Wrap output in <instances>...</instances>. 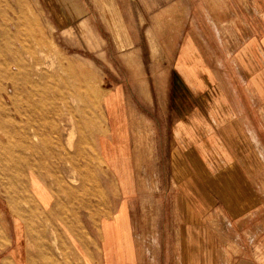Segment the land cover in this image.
Here are the masks:
<instances>
[{"label":"rangeland","instance_id":"rangeland-1","mask_svg":"<svg viewBox=\"0 0 264 264\" xmlns=\"http://www.w3.org/2000/svg\"><path fill=\"white\" fill-rule=\"evenodd\" d=\"M251 1L255 3L256 0ZM79 2L80 0H0V36L17 35L21 42L16 45L18 50L21 51L24 47L29 51L3 59L0 44V133H10L14 143L8 146L5 140L2 142L0 139V248L17 237L13 223L17 219L30 229V234H34L32 237L73 239L76 202V198H73L75 194L71 193L73 188L75 191L79 190L81 205L82 200L86 203V199L81 197L82 192L89 195L93 190L110 193L114 183V203L117 205L119 193L116 181L95 148L96 137L102 131L101 138L110 137L111 119H107L105 111V99L110 94H114L112 106L113 110H117L113 123L116 127L125 126L129 135L127 142L131 147L130 168L136 180L134 186L139 192L155 191L153 176L156 167L164 177L170 174V164L166 160L170 157V144L174 137L172 113L187 110V95H193L189 98L195 110L208 108L210 102L209 110L217 112L216 105L222 98V92L229 91V87L225 86L228 85L230 74L223 64L227 62L231 72L238 75L235 53L247 40L242 37L243 28L247 32L257 29L255 18L248 10L251 5L249 0H129L131 4L126 6L75 7L74 4ZM261 7L264 8V3ZM260 24L262 29L264 23ZM186 48L189 52L188 56L185 54V58L188 57L187 64L195 53L199 58L195 61L197 68L208 67V71L198 72L200 77L204 76L203 72L209 77L208 86L201 85V81L194 87L184 85L183 82L187 79L186 59L185 65L180 66L178 58ZM190 72L189 75L192 73ZM30 78L38 80L40 88L46 92L50 90L53 96L47 106L44 104V120L51 122H47L45 128L50 141L56 142L61 137V144L69 151L68 154L73 152L74 143L79 145L80 155L74 168L80 165V174L86 170L87 172L82 174L83 178L75 176V182L71 172L66 169L64 160L59 159L55 147L52 146L53 151L46 153L38 145V141L32 139V125L28 116L18 117L15 114L16 108L25 107L29 101L26 95L31 88L27 85L23 88L21 84ZM74 82H80V87H74ZM18 95L21 97L18 98ZM16 97L19 101H16ZM54 106L57 116L52 119L55 112L51 116L46 112L51 111ZM71 109L73 112H70ZM3 112L6 113L4 119ZM156 153L161 159L160 163L156 160ZM40 155H43L45 163L41 161ZM71 161H75L74 154L68 157V162ZM37 174L41 175L38 176L42 180L39 182L42 185L46 183L45 189L50 191V206L61 209L63 216L35 215L37 211L34 208L40 204L34 201L36 199L31 193L30 184L31 176ZM148 175L152 176V181L145 183L144 176ZM110 180L114 182L109 183ZM161 188L169 191V183H159V190ZM28 206V212H32L34 216L22 214L24 212L19 210ZM44 216L46 217L43 219ZM68 221H71V225ZM40 257L42 258L35 260H46L44 256Z\"/></svg>","mask_w":264,"mask_h":264},{"label":"crops","instance_id":"crops-1","mask_svg":"<svg viewBox=\"0 0 264 264\" xmlns=\"http://www.w3.org/2000/svg\"><path fill=\"white\" fill-rule=\"evenodd\" d=\"M126 1L80 0L74 6L131 4ZM256 1L249 0L248 10L257 29L243 28L247 40L235 53L238 75L223 64L230 74L225 86L229 91L222 92L218 111L209 110L210 102L208 108L195 110L189 98L193 95H187V110L172 113L174 137L166 160L170 174L164 177L156 167L155 191L139 192L134 186L129 135L125 126L113 123L117 110L110 94L105 99L110 137L101 138L102 131L95 148L116 181L117 205L113 180L110 193L82 192L88 203L82 200L81 205L77 189L73 239L35 238L20 219L14 220L17 237L0 248V264H264V0ZM185 54L188 48L178 58L180 66L186 59L184 85L194 87L201 81L208 86L209 77L198 74L208 67L197 68L195 53L187 64ZM155 157L160 163L157 153ZM144 181H152V176H144ZM159 183H169V191L159 190ZM30 187L40 204L35 215H61ZM40 256L46 260H35Z\"/></svg>","mask_w":264,"mask_h":264},{"label":"bare ground","instance_id":"bare-ground-1","mask_svg":"<svg viewBox=\"0 0 264 264\" xmlns=\"http://www.w3.org/2000/svg\"><path fill=\"white\" fill-rule=\"evenodd\" d=\"M14 24V23H13ZM0 44H1V51H2V56L4 57L3 59H6V58H13V57H15L16 56V54L17 53H20V52H22V53H29V51L25 48L24 49V47H22V49H21V51H19L18 50V48L16 47V45L17 44H19V42H20V39L19 38H17V35H16V37L14 36V37H12V36H10V35H2V36H0ZM21 43V42H20ZM25 44V43H24ZM26 45V44H25ZM18 46V45H17ZM20 46H22L21 44H20ZM15 59V58H14ZM19 59V58H18ZM16 60H17V58H16ZM4 61V60H3ZM17 62V61H16ZM18 62H19V60H18ZM2 63H5V62H2ZM17 64V63H16ZM15 64V65H16ZM14 65V64H13ZM5 66H7V65H5ZM18 66H19V64H18ZM17 67V66H16ZM70 67V66H69ZM3 68V67H2ZM1 68V69H2ZM4 68H6V67H4ZM19 68V67H18ZM17 68V69H18ZM24 68V67H23ZM8 69H9V66H8ZM8 69H6V70H8ZM28 69H31V68H28ZM67 69V68H66ZM4 70V69H3ZM14 70V69H13ZM19 70V69H18ZM32 70V69H31ZM41 70H43V69H41ZM14 71H16V70H14ZM77 73V72H76ZM79 74V73H78ZM20 75V74H19ZM2 76V75H1ZM77 76V75H76ZM81 77V76H80ZM48 78V77H47ZM50 78H51V76H50ZM76 78V77H75ZM54 79H56V78H54ZM79 79V78H78ZM82 79V78H81ZM46 80V79H45ZM57 80V79H56ZM55 80V81H56ZM4 81V80H3ZM47 81V80H46ZM45 81V82H46ZM61 81V80H60ZM48 82V81H47ZM13 83H15V82H13ZM22 86L21 87H26L25 85H27V87L29 86L31 89L28 91V94L26 95V97H28V102H27V100L26 99H23L24 101L26 100V102H27V105L25 106V107H22L21 109H15L16 111H15V114H16V116H18V117H21V116H28V118L30 119V125H32L31 127H32V139L33 140H36V141H38L37 143H38V145H40L44 150H45V152L47 151V152H52L53 151V148H52V146L53 147H55V149H56V153L59 155V159L61 160V161H63L64 160V162H65V166H66V169L68 170V172H71V174L73 175V178L75 177V176H81V178H83V176L85 175V173L87 172V170H86V172L85 173H82V174H84V175H82V174H80V171H79V167H80V165H78L79 167V169L78 168H74V167H76V162L78 161L77 159H78V157H79V155H80V151H79V145H78V143H74L73 145V152H70V154H68L69 153V151L67 152L65 149L66 148H64L63 146V144H61V140H60V138H58V139H56V137H55V139L57 140L56 142H52V141H50V139H49V137H48V135H47V131L45 130V128H46V123L48 122H46L44 119H45V117H44V110H46L44 107H45V105L47 106L48 105V102L49 101H51L50 100V98L52 99V95H51V91L49 90V91H44V90H42L41 88H40V85H39V82H38V80H35V79H26V80H24L23 81V83L21 84ZM47 85H48V83H47ZM72 85L74 86V87H80V85H81V83L80 82H74V83H72ZM83 85V84H82ZM14 86H16V85H14ZM0 87H2V85H0ZM13 87V86H12ZM20 87V86H19ZM20 87V88H21ZM53 87H54V85H53ZM69 88V87H68ZM12 89H14V88H12ZM62 89V88H61ZM67 90V89H66ZM15 92V91H14ZM13 92V93H14ZM72 92V91H71ZM19 93V92H18ZM73 93V92H72ZM16 94V93H15ZM22 95H24V94H22ZM69 95H71V94H69ZM62 96V95H61ZM72 96V95H71ZM19 97H21V96H19L18 95V98ZM35 97H36V100H35ZM73 97H75L74 95H73ZM77 98V97H76ZM78 99V98H77ZM76 99V100H77ZM82 100V99H81ZM81 100H79L80 102H81ZM16 101H19V100H17V97H16ZM22 101V100H21ZM23 102V101H22ZM26 102H24V104L23 105H25V103ZM66 103V102H65ZM68 103V102H67ZM45 104V105H44ZM70 104V103H69ZM16 105V104H15ZM65 105V104H64ZM67 105V104H66ZM17 106V105H16ZM20 106H21V103H20ZM68 106V105H67ZM82 106V105H81ZM79 107V106H78ZM66 108V107H65ZM68 108V107H67ZM66 108V109H67ZM73 108V107H72ZM80 108V107H79ZM78 108V109H79ZM65 109V110H66ZM58 110V109H57ZM69 110V109H68ZM72 110V109H71ZM77 110V109H76ZM75 110V111H76ZM55 112V115H53V118L52 119H54V116H57L56 115V107L54 106L53 107V109L51 110V111H48L47 110V114L49 113V115L51 116L53 113ZM60 112H61V110H60ZM70 112H73V110L72 111H70ZM80 113V112H79ZM5 112H3V114H2V118L4 119V116H5ZM47 114H46V116H47ZM71 114V113H70ZM69 114V115H70ZM78 114V113H77ZM79 115V114H78ZM77 116V115H76ZM8 117H9V115H8ZM9 118H11V117H9ZM47 118V117H46ZM55 119H57L56 117H55ZM73 119V118H72ZM88 119V118H87ZM19 120H21V119H19ZM1 121H3L2 119H1ZM79 121V120H78ZM12 122V121H11ZM55 122V121H54ZM74 122V121H73ZM25 123H26V121H25ZM49 124L51 123V122H48ZM57 123V122H56ZM88 123H90L89 121H88ZM18 124H19V121H18ZM27 124H29V123H27ZM26 124V125H27ZM75 124V123H74ZM79 124V123H78ZM82 124V123H81ZM9 125V124H8ZM10 125H12V124H10ZM52 125H53V123H52ZM6 126H7V124H6ZM28 126V125H27ZM54 126V125H53ZM53 126H52V128H53ZM79 126V125H78ZM77 126V127H78ZM12 127H13V125H12ZM25 127V126H24ZM82 128V126H79V128ZM22 129H23V126L21 127ZM29 129H30V127H29ZM50 129V128H49ZM12 130V129H11ZM31 130V129H30ZM82 130V129H81ZM75 132H76V130H75ZM31 132H29V134H30ZM50 133V132H49ZM25 134H28V133H25ZM25 134H23V135H25ZM28 134V135H29ZM54 134H55V132H54ZM59 134V133H58ZM77 135H78V133H76ZM60 136V135H59ZM30 137V136H29ZM78 138V137H77ZM0 139H1V141L3 142V140H5V142H6V144L9 146H11V145H14V143H13V141H12V139H11V135H10V133H6L5 131H1V133H0ZM54 139V138H53ZM79 139V138H78ZM52 140V139H51ZM31 141V140H30ZM27 143V142H26ZM33 143H34V141H33ZM35 144V143H34ZM27 145V144H26ZM37 145V146H38ZM63 145V146H62ZM81 146H82V144H81ZM31 147V146H30ZM30 147H29V149H30ZM36 150H37V148H36ZM39 150V149H38ZM37 152V151H36ZM46 152V153H47ZM27 154H28V152H26ZM41 153V152H40ZM45 153V154H46ZM48 153V154H49ZM83 153V152H82ZM35 154V153H34ZM42 154V153H41ZM44 154V153H43ZM44 154V155H45ZM75 155V161L72 163V161H71V163L70 162H68V157H69V155L71 156V155ZM36 155V154H35ZM52 155H53V153H52ZM83 155V154H82ZM41 157L43 156V155H40ZM50 156V155H49ZM54 156V155H53ZM3 157V156H2ZM41 157H39V158H41ZM56 157H58V156H56ZM81 157V156H80ZM43 159H44V157H42V160L41 161H43ZM48 159V158H47ZM47 159H45V160H47ZM58 159V161H60ZM51 160V159H50ZM27 162H28V160H27ZM44 162V161H43ZM53 162H55L54 160H53ZM40 163V162H39ZM38 163V164H39ZM45 163V162H44ZM51 163V162H50ZM78 163V162H77ZM84 163V162H83ZM47 164H49V163H47ZM46 164V165H47ZM54 164V163H53ZM81 164V163H80ZM25 165H26V163H25ZM59 165V164H58ZM57 165V166H58ZM87 165V164H86ZM32 163H31V165H30V167L32 168ZM12 167V166H11ZM37 167H38V165H37ZM51 167H53V165L52 166H50V168ZM55 167H56V165H55ZM82 167V166H81ZM86 167V166H85ZM39 168V167H38ZM37 168V169H38ZM44 167H42V169H43ZM90 168V167H89ZM55 169V168H54ZM58 169V168H57ZM8 170H9V168H8ZM32 170V169H31ZM40 170V169H39ZM46 170V169H45ZM48 170V169H47ZM82 170V169H81ZM38 171V170H37ZM57 171V170H56ZM83 171V170H82ZM16 172H18V171H16ZM48 172V171H47ZM59 172V171H58ZM73 172V173H72ZM41 173V172H40ZM55 173V172H54ZM90 173V172H89ZM2 174V173H1ZM47 174V173H46ZM49 174L52 176L53 175V173H51L50 171H49ZM91 174V173H90ZM55 176H57V175H55ZM86 176H87V174H86ZM90 176V178H92V180L94 179L91 175H89ZM49 177V176H48ZM53 177H54V175H53ZM58 177H60V176H58ZM63 177V176H62ZM18 178V177H17ZM86 178V177H85ZM84 178V179H85ZM49 179V178H48ZM55 179V178H54ZM61 179V178H60ZM14 180V179H13ZM47 180V179H46ZM62 180V179H61ZM63 180H65V179H63ZM87 180H89V179H87ZM31 181H32V187H33V190H34V192H35V194L39 197V199L41 200V202L45 205V206H47V205H50L51 204V200H52V198L50 197V195L48 194V192H47V190L45 189V187L39 182V180H37V178L34 176V175H32L31 176ZM48 181V180H47ZM54 181V180H53ZM76 181V178H74V182ZM95 181V180H94ZM93 181V182H94ZM14 182H15V180H14ZM28 182V181H27ZM55 182H57L58 183V181H55ZM54 182V183H55ZM60 182V181H59ZM65 182V181H64ZM63 182V183H64ZM49 183V182H48ZM53 183V184H54ZM72 183V182H71ZM85 183V182H84ZM87 183V182H86ZM19 184V183H18ZM46 184V183H45ZM51 184V183H50ZM52 184V186H54ZM55 185H56V183H55ZM59 184H57V186H58ZM82 185H83V183H82ZM49 186V184L47 185V187ZM59 186H61V184L59 185ZM21 187V186H20ZM73 187V186H72ZM49 188V187H48ZM52 188H54V187H52ZM22 189V188H21ZM28 189V188H27ZM63 189H65V188H63ZM68 189V188H67ZM66 189V190H67ZM24 192V191H23ZM25 192H28V190L27 191H25ZM75 188H73V192H71V193H74L75 194ZM32 193V192H31ZM18 194V193H17ZM55 194V193H54ZM64 194V193H63ZM66 194V193H65ZM69 194V193H68ZM29 195V194H28ZM33 195V194H32ZM56 195V194H55ZM54 195V196H55ZM58 195V194H57ZM67 195V194H66ZM96 195V194H95ZM100 195V194H99ZM22 196V195H21ZM34 196V195H33ZM64 197V196H63ZM66 197V196H65ZM16 198V197H15ZM60 198V197H59ZM73 198H75V196L73 197ZM77 198V197H76ZM19 199H20V197H19ZM22 199V198H21ZM29 199V198H28ZM24 200V199H23ZM63 200V199H62ZM25 201V200H24ZM34 201H36V200H34ZM71 201V200H70ZM5 202H7V201H5ZM60 202H61V200H60ZM86 202L88 203V201L86 200ZM20 203H22V201L20 202ZM20 203H19V205H20ZM33 203V202H32ZM36 203V202H35ZM27 204H29V202L27 203ZM30 204H31V202H30ZM62 204H63V201H62ZM39 205V204H38ZM27 206V205H26ZM34 207H35V205H33ZM40 206V205H39ZM8 207H9V205H8ZM56 207L57 206H55L53 209H55V211H56ZM86 208V207H85ZM88 208V207H87ZM9 209V208H8ZM31 209L33 210V208L31 207ZM35 209V208H34ZM40 209V208H39ZM52 209V210H53ZM58 209V208H57ZM28 210H29V206H28ZM41 210V209H40ZM51 210V209H50ZM59 210V209H58ZM61 210V209H60ZM23 211V210H22ZM10 212H12V211H10ZM24 212V211H23ZM47 212V211H46ZM51 212H53V211H51ZM19 213V212H18ZM21 213V212H20ZM30 212H28L27 213V215L29 214ZM16 214V213H15ZM23 214V213H22ZM22 214H21V218H22ZM25 214V213H24ZM32 214V213H31ZM40 214V213H39ZM42 214V213H41ZM49 214H50V212H49ZM52 214V213H51ZM12 215V214H11ZM36 215H37V213H36ZM43 215V214H42ZM16 216V215H15ZM18 216V215H17ZM31 216V215H30ZM33 216H34V214H33ZM61 216H63V214H61ZM20 216H18V218H19ZM27 217V216H26ZM29 217V216H28ZM46 216H44L43 217V219L45 218ZM39 218V217H38ZM28 219V218H27ZM48 219V218H47ZM46 219V220H47ZM30 220V219H29ZM28 220V221H29ZM32 220H34L33 219V217H32ZM32 220H31V222H32ZM39 220H40V218H39ZM61 220H62V218H61ZM25 221V220H24ZM77 221V220H76ZM69 222V224L71 223V221H68ZM68 222H66V223H68ZM77 223H78V221H77ZM76 223V224H77ZM30 224V223H29ZM34 224H36L35 222H34ZM65 225V224H64ZM71 225V224H70ZM1 226V225H0ZM77 226H78V224H77ZM34 227V226H33ZM32 227V228H33ZM68 227V226H67ZM73 227V226H72ZM25 229L27 228V226L25 225V227H24ZM36 229H37V227H35ZM43 228H45V227H43ZM42 228V229H43ZM75 228H78V227H74V229ZM3 229H4V225H3ZM34 229V228H33ZM73 229V228H72ZM8 229H6V231H7ZM28 230V229H27ZM38 230V229H37ZM9 231V230H8ZM33 231H35V230H33ZM32 231V232H33ZM42 231V230H41ZM71 231V230H70ZM73 231V230H72ZM79 231V230H78ZM29 232V231H28ZM3 233H5V232H3ZM25 233V232H24ZM30 233V232H29ZM5 234H3V236H4ZM30 235V234H29ZM33 236H34V234H33ZM43 236V235H42ZM6 236H4V238H5ZM31 238V237H30ZM8 239V238H7ZM2 241H5V240H3L2 239ZM9 243H10V241H9ZM3 244V243H2ZM4 246H5V244H4ZM7 246V245H6ZM41 259V258H40ZM7 260V259H6ZM3 262V261H2ZM9 264H10V262H9Z\"/></svg>","mask_w":264,"mask_h":264}]
</instances>
